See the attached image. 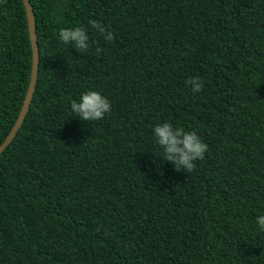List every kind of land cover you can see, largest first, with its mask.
Segmentation results:
<instances>
[{
    "label": "trees",
    "instance_id": "1",
    "mask_svg": "<svg viewBox=\"0 0 264 264\" xmlns=\"http://www.w3.org/2000/svg\"><path fill=\"white\" fill-rule=\"evenodd\" d=\"M31 2L38 77L0 153V264H264V0ZM75 27L88 52L60 41ZM31 52L23 0H0V143ZM89 90L102 120L71 111ZM165 122L208 145L194 171L164 161Z\"/></svg>",
    "mask_w": 264,
    "mask_h": 264
},
{
    "label": "clouds",
    "instance_id": "2",
    "mask_svg": "<svg viewBox=\"0 0 264 264\" xmlns=\"http://www.w3.org/2000/svg\"><path fill=\"white\" fill-rule=\"evenodd\" d=\"M91 26L98 29L107 42L113 41L114 34L111 31H106L101 23L91 21ZM105 33L107 34L105 35ZM58 37L64 44H74L77 51H89L90 44L86 43L89 41V36L83 27L60 29ZM100 52L101 49L97 47V55ZM187 83L192 85L193 92L203 90L202 82L198 77H193ZM111 110V102L95 90L81 94L79 101L75 99L71 101V111L84 122L102 120ZM153 131L157 144L163 146L164 161L174 163L176 171L181 169L187 173L194 171L196 169L195 161L203 160L204 154L208 150V145L195 132L185 131L182 127H174L171 123L159 124L154 127ZM256 222L259 228L264 231V215L259 216Z\"/></svg>",
    "mask_w": 264,
    "mask_h": 264
},
{
    "label": "water",
    "instance_id": "3",
    "mask_svg": "<svg viewBox=\"0 0 264 264\" xmlns=\"http://www.w3.org/2000/svg\"><path fill=\"white\" fill-rule=\"evenodd\" d=\"M26 14L28 18L29 34L31 38L32 52H31V67L30 75L27 84V88L19 108V111L16 115V118L11 125V129L0 143V153L11 143L15 135L17 134L20 125L23 122V119L28 111L30 101L35 90V85L38 77V64H39V42H38V33L36 26L35 12L31 0H23Z\"/></svg>",
    "mask_w": 264,
    "mask_h": 264
}]
</instances>
